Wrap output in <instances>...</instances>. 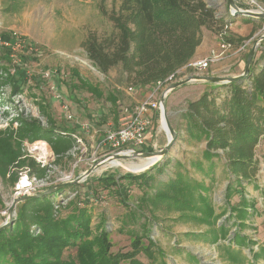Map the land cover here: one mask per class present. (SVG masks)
<instances>
[{
	"label": "rangeland",
	"instance_id": "1",
	"mask_svg": "<svg viewBox=\"0 0 264 264\" xmlns=\"http://www.w3.org/2000/svg\"><path fill=\"white\" fill-rule=\"evenodd\" d=\"M203 1L216 10L217 17L228 23L225 37L232 35L234 38L243 39L233 45V48L244 43L246 46L238 53L229 51L225 54L220 62L226 61V67L225 64L221 68L214 65L206 71H197L190 67L197 59L192 60L183 69H179L177 80L189 75H240L253 43L264 34V19L243 16L230 18L227 0ZM234 1L245 10L264 14L263 0ZM120 2L121 0H0V80L5 83L0 86V129H14L20 119H26L37 121L43 127L51 120L57 125L71 128L89 125L103 132L115 126L124 108L133 107L136 101L142 99L146 91H138L141 88L132 87V92H129L127 89L130 84L125 81L119 66L106 73L100 72L81 46L89 32L102 35L110 31V25L101 16L99 7L110 11L117 9ZM13 35L20 40V46L14 45L18 41ZM216 37L219 43L220 38L218 35ZM254 64H264V41L260 42L254 52L251 66ZM211 70L217 71L216 74H209ZM72 72H76L82 82L91 84L102 97L92 96L82 84H75L77 79H73ZM173 93L174 91L165 100V110L171 126L177 132V139L167 156L155 164L161 165L167 159H177L186 164L188 174L208 188L206 192L200 191L201 189L198 192L207 196L210 202L213 217L209 222L213 227L209 228L207 223L202 222L200 212L168 213L163 206H159L155 213L152 212L155 215L153 217L140 200L141 191L135 184L126 191V204L120 202L121 198L116 191L108 194L106 190L96 187L98 179L106 175L112 174L118 179L123 175L142 173H134L138 170L127 167L138 164L143 159L117 160L119 165L105 166L94 171L87 179L78 183L79 187L74 192L68 191L66 199L58 196L62 200L60 214L65 216L75 207H84L83 198L89 195L93 198L87 206L91 213L92 229L89 239L93 238L99 231L98 227L102 225L108 233L107 240L111 246L109 253L115 255L131 252L134 235L146 233L156 247L153 245L151 255L137 250L134 259L140 264H238L239 262L233 263L229 260L230 256L225 247L239 251L243 264H264L263 259L256 260L253 257L254 252L264 247V137L260 138L255 147L258 167L255 177L251 181H242L241 188L237 189L227 203L226 188L233 176L224 174L220 164L215 169L213 178L200 174L188 164L192 159H201L205 144L189 146L184 143L186 133L182 132L184 121L181 115L185 111L186 103L179 96H171ZM109 94L116 98L115 106H111L105 99ZM163 129L165 128L157 115L150 133L155 135L156 148L150 146L153 152L163 148L167 142ZM75 134L80 138L83 150L76 142L75 147L59 164L53 163L54 157L45 142L49 152L43 153L37 146L39 142L25 141L22 144L23 151L29 158L48 169L47 181L50 185H58L65 175L70 174L72 179L77 178L104 157L103 154L94 152L96 139L91 133L78 129ZM151 168L152 166L148 169ZM171 173L173 169L167 167L158 178L167 180ZM92 189H95V193ZM152 192L154 190L149 191ZM0 199L1 224L14 200L12 188L1 181ZM243 200L246 202L247 213L244 222H241L238 211L242 209L240 204ZM149 207L154 209L152 205ZM132 211H135L133 215ZM220 225L226 226L224 238L218 230ZM211 230L216 231L215 234ZM186 234L198 236L186 237ZM236 234L245 238L247 245L233 243ZM140 243L143 250L149 245L146 239H142ZM77 252V248L68 247L63 251L62 260L73 259ZM119 264L128 262L122 260Z\"/></svg>",
	"mask_w": 264,
	"mask_h": 264
},
{
	"label": "trees",
	"instance_id": "2",
	"mask_svg": "<svg viewBox=\"0 0 264 264\" xmlns=\"http://www.w3.org/2000/svg\"><path fill=\"white\" fill-rule=\"evenodd\" d=\"M99 10L110 25V31L102 35L89 32L81 46L100 72L119 66L131 88H150L187 65L201 42L202 29L217 35L228 26L203 0H121L117 9L107 11L101 6ZM242 40L232 35L224 37V41L232 44ZM71 75L77 79L75 84H82L92 96L102 97L91 84L82 82L76 72ZM4 84L0 80V86ZM210 85L196 100L186 103L181 115L186 133L184 143L205 144L201 159L188 163L200 174L213 178L220 164L224 174L233 176L225 193L229 203L242 181H251L258 170L255 147L264 135V64L250 65L248 77L241 82ZM105 99L115 106L117 100L112 94ZM76 131V127L57 125L51 120L43 127L37 121L26 119H20L14 129H0V181L13 188L22 169L28 170L31 177H45L48 169L29 158L22 144L45 142L54 157L53 163L59 164L75 147ZM137 151L152 152V149L144 147ZM167 167L172 168L173 173L167 180H160L158 176L163 175ZM132 184L141 191L140 200L152 215L159 206L168 213L200 212L202 222L213 227L209 222L213 217L210 202L198 192L199 189L206 192L208 188L191 177L186 164L180 160L167 159L140 174L123 175L118 179L112 174L106 175L98 179L96 187L108 194L116 191L120 202L126 204V191ZM78 187V184H67L52 193L19 203L13 223L0 231V264H119L122 260L140 264L134 259L138 249L151 255L153 245L156 246L146 233L134 235L131 252L115 255L109 253L108 233L102 225L89 239L92 229L87 206L93 199L89 195L83 198L84 207H75L62 216L60 198L66 199L67 192H74ZM150 190L154 192L149 193ZM92 192L95 193V189ZM245 205L243 200L242 209L238 211L241 222L247 213ZM225 227H218L223 238L227 232ZM197 236L186 234V237ZM142 239L149 243L144 250ZM233 243L247 245L240 234L235 235ZM68 247H75L78 252L73 259L63 261V251ZM225 248L230 261L243 264L239 251ZM253 257L264 261V247L254 252Z\"/></svg>",
	"mask_w": 264,
	"mask_h": 264
},
{
	"label": "built area",
	"instance_id": "3",
	"mask_svg": "<svg viewBox=\"0 0 264 264\" xmlns=\"http://www.w3.org/2000/svg\"><path fill=\"white\" fill-rule=\"evenodd\" d=\"M229 12L230 18H233L235 12L231 9ZM226 29L227 26H224L223 30L217 34L220 38L217 47L212 49L206 58L193 61L190 64L191 68L197 71H206L212 64L219 63L222 59H224L227 52L233 51V54H235L244 50L246 46L245 43L237 48H233V45L235 46L236 44L224 41ZM13 37L18 41L14 45L17 44V46H20V40L18 37H16V35H13ZM179 75L180 70H177L175 73L167 76L164 80L155 82L139 102H137L133 107L124 108L122 112H120L117 126L108 128L104 131L102 137L97 139L94 152L96 154L101 153L106 156L113 153H129L132 150H138L146 147L145 136L153 123L151 114H154L155 116L158 115L159 118L160 95L168 85L177 80ZM127 90L132 92L133 88L129 87ZM64 108L66 109V106ZM68 118H71V116H68ZM81 129L88 132L90 131L93 135L98 134V131L93 129V127L91 128L89 125H85L84 127L81 126ZM73 137L76 142L80 144L81 150H83L84 146L78 135L75 134ZM152 147L155 149L156 145L153 144ZM40 167H43V164L40 165ZM47 180V175L41 179H37L36 177L29 176L28 170L24 169V172H20L19 179L13 185V198L16 199L28 196L53 186L50 185ZM68 180H72V175H65L64 179L59 181L58 184ZM55 184L57 183H54V185ZM37 233L38 231H36V234Z\"/></svg>",
	"mask_w": 264,
	"mask_h": 264
},
{
	"label": "water",
	"instance_id": "4",
	"mask_svg": "<svg viewBox=\"0 0 264 264\" xmlns=\"http://www.w3.org/2000/svg\"><path fill=\"white\" fill-rule=\"evenodd\" d=\"M228 4V9L233 10L235 12L234 16H243V17H250L254 19H264V14L260 12H255V11H250V10H245L241 9L238 5H236L234 0H227ZM264 41V34L261 35L254 43L253 46L251 47L246 60L244 64V69L243 72L240 75H235V76H227V77H222V76H200V75H189L183 79H178L168 85L161 93L160 98H159V104H160V112H159V121L162 125V122L164 123L165 129H163L166 132L167 135V142L164 145L163 148L156 152H148V151H137V150H132L129 153H124V154H118V153H113L104 156L101 160L97 161L93 165H91L86 171L82 172L81 175H79L77 178L68 180L65 182H62L58 184L57 186L41 191L39 193L31 194L28 196L16 198L12 201L10 207L7 210L6 213V218L5 220L0 224V231L5 229L7 226L13 223L16 217V206L28 199L35 198V197H41L43 195L52 193L56 191L59 188H62L63 186L67 184H78L80 182H83L87 177H89L94 171L98 170L99 167L104 164L107 160H125V159H147L150 157H155L157 156L158 159L154 161L149 167L153 166L156 162L159 160L163 159L164 157L167 156L169 150L175 143L177 139V132L173 129L169 122V118L167 115V112L165 110V100L168 97V95L172 92L178 89L179 87L184 86L185 84H188L190 82H204V83H210L214 85H222V84H229V83H234V82H241L244 79H246L249 75L250 71V65L252 58L254 56V52L259 46L260 42ZM147 167L146 169L139 171V172H144L145 170H148ZM138 173V172H134Z\"/></svg>",
	"mask_w": 264,
	"mask_h": 264
},
{
	"label": "crops",
	"instance_id": "5",
	"mask_svg": "<svg viewBox=\"0 0 264 264\" xmlns=\"http://www.w3.org/2000/svg\"><path fill=\"white\" fill-rule=\"evenodd\" d=\"M217 44H218V40H217V37H216V34L215 33H213V32H211V31H209V30H206V29H202V37H201V42H200V44H199V46L196 48V50H195V54H194V56H193V58L190 60V61H192V60H195V59H201V58H205V57H207L208 55H209V53H210V51L212 50V49H215L216 47H217ZM189 61V62H190ZM224 62V63H223ZM225 62L226 61H222V62H220V63H215V64H212L211 65V67L212 66H214V65H217L219 68H221L220 66L221 65H223V64H225ZM210 67V68H211ZM225 67H226V64H225ZM184 68V67H183ZM183 68H181V69H183ZM258 70H256V72H257ZM215 72H217V71H210V72H208L209 74H216ZM230 76H235V75H233V74H231ZM207 86L208 87H211V85H210V83H204V82H190V83H188V84H185L184 86H182V87H179L178 89H176L175 91H174V93H173V95H171V96H179L180 98H181V100L183 101V103H187L188 101H194V100H196L201 94H202V92L205 90V89H207ZM141 90H143L144 92L146 91H148L149 89L148 88H141V89H139L138 91H141ZM145 92V93H146ZM145 93H144V95H145ZM143 95V96H144ZM143 98V97H142ZM180 98H178V101H179V99ZM170 99V98H169ZM180 100V101H181ZM140 101V100H139ZM139 101H136V103L137 102H139ZM151 117H152V119L153 120H155V118H156V116L154 115V114H151ZM117 121H118V119H117ZM117 121L115 122V126H117ZM153 124V123H152ZM76 128H77V130L78 129H81V127H79V126H76ZM180 129H183V127L182 128H180ZM83 130V129H82ZM83 131H85V130H83ZM151 131H152V126L148 129V131H147V133H146V136H145V140H146V147H150V146H152L154 143H155V135H151L150 133H151ZM181 131V130H180ZM183 131H185V128H184V130H182V132ZM77 132V131H76ZM75 132V133H76ZM85 132H87V133H91L92 134V132H88V131H85ZM99 133L97 134V135H93L92 134V136L96 139V141H94L95 142V145H96V142H97V139L99 138V137H102V135H103V133H104V131L103 132H101V131H98ZM100 134H102V135H100ZM75 135V134H74ZM77 135V134H76ZM262 137H264V135L262 136ZM261 137V138H262ZM95 145L93 146V148L95 147Z\"/></svg>",
	"mask_w": 264,
	"mask_h": 264
},
{
	"label": "bare ground",
	"instance_id": "6",
	"mask_svg": "<svg viewBox=\"0 0 264 264\" xmlns=\"http://www.w3.org/2000/svg\"><path fill=\"white\" fill-rule=\"evenodd\" d=\"M162 126L165 128L164 126V123L162 122ZM37 146L40 148V150L42 151L41 153H43V151H46V152H49L48 148H47V145L40 141ZM39 151V150H38ZM158 159L157 156L155 157H150V158H147V159H141L142 161L138 164H133V165H130L128 166L127 168L129 169H134V170H138L136 172H139V171H142L144 169H146L147 167H149L154 161H156ZM140 160V159H139ZM116 165H119V162L117 160H107L104 164H102L100 168H104L105 166H108V167H113V166H116ZM98 169V170H99ZM101 171V170H100Z\"/></svg>",
	"mask_w": 264,
	"mask_h": 264
}]
</instances>
